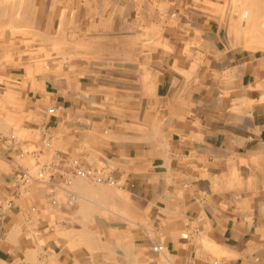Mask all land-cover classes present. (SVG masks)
<instances>
[{
  "label": "crops",
  "instance_id": "1",
  "mask_svg": "<svg viewBox=\"0 0 264 264\" xmlns=\"http://www.w3.org/2000/svg\"><path fill=\"white\" fill-rule=\"evenodd\" d=\"M100 2L85 3V40L68 35L83 53L42 74L32 133L1 146L0 264H264V55L239 13L164 0L161 27L140 0ZM59 10L36 7L27 38L60 42ZM71 158L118 184L64 182ZM23 169L48 173L17 194Z\"/></svg>",
  "mask_w": 264,
  "mask_h": 264
},
{
  "label": "rangeland",
  "instance_id": "2",
  "mask_svg": "<svg viewBox=\"0 0 264 264\" xmlns=\"http://www.w3.org/2000/svg\"><path fill=\"white\" fill-rule=\"evenodd\" d=\"M140 1L144 5V10L149 11L148 21L161 25V27H168L173 23V20L170 19H158L156 15L165 10V6L162 4L164 0ZM217 1L223 3L227 9L239 13L240 18L243 20L246 35L249 37L248 44L255 52L264 55V0ZM124 2H128V0H124ZM85 3H92L91 8L94 9L96 4L99 6L101 2L100 0H0L1 134L7 136L15 134L21 141H24L32 133L27 127L38 118L37 116L41 113L39 109L48 104V96L52 94L49 88H45V80L41 78L42 74L50 70L53 66L52 61L60 59L62 69H66L69 53H83L82 45H76L73 52V45L71 48L67 40L68 35L73 37V34H75L76 42L85 40L83 19L87 17L84 16V13H89V7ZM38 6L43 8L45 18L48 17L47 13L57 11V7L60 8V21L65 27L60 42H55L52 45L51 42H34L38 38H27V34L30 32L22 28H26L33 22V14H35ZM68 6L75 10L74 26H76V29L80 26L81 31L67 30L68 13L69 11L73 12V10L68 9ZM73 13L72 15L69 14V21L73 19ZM3 23H8V25L4 26ZM10 23L13 25L12 29H7L5 32L4 28H8L7 26H10ZM30 25L32 27V24ZM161 27L158 31L151 32L154 33L156 40L164 37L165 33L161 30ZM145 35L148 36L149 34L146 33ZM171 36L169 35L167 38ZM29 40L33 42H29ZM46 92H49V94ZM113 97L110 96V98ZM40 146L41 143H39V146L29 147L26 151L30 153L39 150ZM22 162L27 166L33 164L30 157Z\"/></svg>",
  "mask_w": 264,
  "mask_h": 264
},
{
  "label": "built area",
  "instance_id": "3",
  "mask_svg": "<svg viewBox=\"0 0 264 264\" xmlns=\"http://www.w3.org/2000/svg\"><path fill=\"white\" fill-rule=\"evenodd\" d=\"M246 17V15H245ZM47 113L49 115H54L55 114V108L51 107L47 110ZM50 139L51 136L49 133L46 131L44 138H43V143L45 147H48L50 145ZM22 141L15 135H4L0 133V156L2 155L1 151V146H13L15 147L16 145L20 144ZM22 153H20L21 155ZM65 166H67L70 169V173L62 172L61 176L64 178V182H70L71 181V175L85 179V180H90L96 184H107L110 186H116L117 180L109 175L105 174L104 171L100 168L96 167H87L84 166L80 160L71 158L67 159L65 161ZM47 170L46 169H41L37 171H29L28 169H23L20 175L18 176V180L15 185V193L21 194L22 191L25 190L26 186L34 183V182H42L46 179L47 176ZM3 207L0 205V219L3 218ZM162 247L157 245L153 247V250L155 252L161 251ZM209 264H220L219 260H213Z\"/></svg>",
  "mask_w": 264,
  "mask_h": 264
}]
</instances>
